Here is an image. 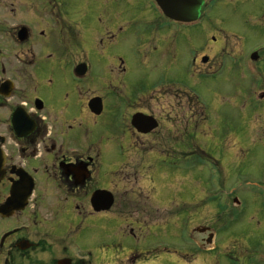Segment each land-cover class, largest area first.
I'll return each instance as SVG.
<instances>
[{
    "label": "flooded vegetation",
    "instance_id": "af4514ba",
    "mask_svg": "<svg viewBox=\"0 0 264 264\" xmlns=\"http://www.w3.org/2000/svg\"><path fill=\"white\" fill-rule=\"evenodd\" d=\"M96 1L99 7H59L57 0L0 7V110L6 111V131H0V264L35 257L47 264H148L145 255L156 246L143 232L138 246L119 240L109 246L107 236L89 246L79 233L85 225L103 227L109 218L127 223L133 237L137 227L171 224L182 208H159L156 201L178 198L169 195L174 185L191 190L190 203L201 201L205 175L214 174L215 164L192 159L208 154L198 139L216 137L220 125L219 131L230 133L225 120L233 115H221V94L209 87L212 96L205 99L199 81L215 83L233 65L245 69L234 52L230 64L220 57L215 37H207L202 51H190L180 67L193 83L168 79L169 68L158 83L125 82L135 66L131 54H148L154 65L161 55L174 60L178 36L216 0H203L193 22L169 18L158 0ZM261 4L256 27L264 25ZM245 55L247 72L261 74L264 43ZM261 88L249 105L264 110V81ZM156 92L163 99H154ZM232 160L224 147L216 167ZM191 234L204 249H212L217 237L205 220Z\"/></svg>",
    "mask_w": 264,
    "mask_h": 264
},
{
    "label": "rangeland",
    "instance_id": "374dc122",
    "mask_svg": "<svg viewBox=\"0 0 264 264\" xmlns=\"http://www.w3.org/2000/svg\"><path fill=\"white\" fill-rule=\"evenodd\" d=\"M24 1L0 0L2 3L0 7H28ZM57 1L59 7H99L96 0H91L90 4L88 0ZM261 2L264 0H216L212 7H204L199 22L178 36L181 46L174 60L173 57L165 59L164 55H161L158 63L154 65L148 54L130 55L135 66L132 64V69L125 77L128 86L137 81L145 85L161 82L163 68H169L168 73L164 72L168 74V79L190 84L194 82L191 74L180 67L191 57L190 51H202L207 45V37H215L217 43L215 47L221 52L220 57H224L223 60L227 59L226 63L230 64L228 54L234 52L237 64L241 63L245 69L233 65L231 70L225 69L215 83L199 81L204 87V90L202 88L200 90L204 92L205 99L212 96L207 88L214 87L221 94V98L219 97L221 102L231 101L232 105L225 106L220 102L221 108H218L221 115H233L232 120L229 121V118L225 120V123H229L230 133L225 135L222 130L219 131L220 125L213 134L216 137L208 140L198 139V143L208 154L202 157L194 156L192 159L205 164H215L214 174L210 177L205 175L204 197L201 201L190 203L188 198L191 190L180 185H174L172 192L169 193L178 198L169 197L170 202L156 201L159 208H168L172 205H174L172 211H175L176 207L182 208L177 215H173L171 224L145 227L143 231L137 227L134 230L138 235L133 237L127 223H122V220L112 221L113 219L109 218L107 222L103 221V227L85 225L86 229L79 233V240L82 243L93 246L96 239L107 236L104 242L109 246L118 240L122 245L138 246L143 241V238L139 240V234L143 232L142 236L146 237L144 240L152 241L156 246L151 253L145 255L148 256V264H264V110L249 105L251 102L254 103V98L257 97L255 93L263 89L261 84L264 81V69L262 68L261 73L263 76L250 75L247 72L245 55L254 45L264 43V25L258 27L253 25V19L262 14ZM12 22L16 23L17 19L14 18ZM138 29L133 28V32ZM200 36H204V39L201 40ZM122 50L128 53L127 43L122 45ZM240 57L242 60L238 62ZM94 64L98 67L97 63ZM102 77L103 75L99 76V83ZM98 85H100L98 88L102 87L101 84ZM159 93L156 92L152 97L163 99ZM5 115L6 111L0 110L1 132L6 131ZM231 123L234 128L230 127ZM100 125V119L93 121L91 126L93 134L100 130ZM224 147L231 149L233 160L232 164L219 169L216 167V160L220 159ZM163 212L161 209L160 215ZM200 217L202 221L205 220V225H209L217 234L212 249H204L197 245L195 237L191 234V230L202 222ZM125 233L130 236H125ZM98 252L102 250L97 249V255ZM95 253L92 251L93 255ZM23 263L47 264L36 257L31 261L24 260Z\"/></svg>",
    "mask_w": 264,
    "mask_h": 264
},
{
    "label": "water",
    "instance_id": "95a60500",
    "mask_svg": "<svg viewBox=\"0 0 264 264\" xmlns=\"http://www.w3.org/2000/svg\"><path fill=\"white\" fill-rule=\"evenodd\" d=\"M165 7H161L169 17L181 21H194L199 18L203 0H158ZM8 211L7 204L2 212Z\"/></svg>",
    "mask_w": 264,
    "mask_h": 264
}]
</instances>
